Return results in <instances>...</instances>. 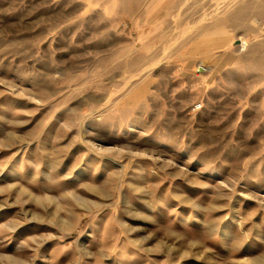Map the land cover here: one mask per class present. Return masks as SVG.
Masks as SVG:
<instances>
[{
  "label": "rangeland",
  "instance_id": "374dc122",
  "mask_svg": "<svg viewBox=\"0 0 264 264\" xmlns=\"http://www.w3.org/2000/svg\"><path fill=\"white\" fill-rule=\"evenodd\" d=\"M0 264H264V0H0Z\"/></svg>",
  "mask_w": 264,
  "mask_h": 264
},
{
  "label": "crops",
  "instance_id": "0c3cea01",
  "mask_svg": "<svg viewBox=\"0 0 264 264\" xmlns=\"http://www.w3.org/2000/svg\"><path fill=\"white\" fill-rule=\"evenodd\" d=\"M93 1L95 2V0H91V2ZM93 6L95 5L93 4ZM97 11H100L101 16L104 18L102 23L110 26V40H112L111 38L116 32L120 33L123 31L124 25H127L128 28L130 27V25H132V28L135 31L140 32L142 31L141 26L147 24L146 15L141 16V10L134 14L129 13L127 15L125 12L121 13L119 10L115 9L114 5H112V7H110L109 5L106 8H102V10L81 8L78 12H74L71 15H67L66 13L63 15L64 20L62 21V24L74 25L76 27V30L81 29L82 32L85 31L84 33H86V31L88 30L91 34H94V29L91 27L99 24V21H96L94 19V13ZM114 63H116V61Z\"/></svg>",
  "mask_w": 264,
  "mask_h": 264
},
{
  "label": "built area",
  "instance_id": "2783aa9c",
  "mask_svg": "<svg viewBox=\"0 0 264 264\" xmlns=\"http://www.w3.org/2000/svg\"><path fill=\"white\" fill-rule=\"evenodd\" d=\"M196 107L200 108L201 107V104L200 103L199 104H196Z\"/></svg>",
  "mask_w": 264,
  "mask_h": 264
}]
</instances>
